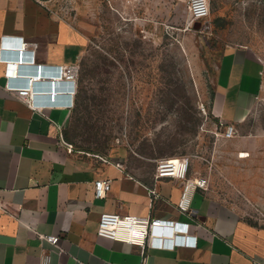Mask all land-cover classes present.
Instances as JSON below:
<instances>
[{"label":"crops","instance_id":"1","mask_svg":"<svg viewBox=\"0 0 264 264\" xmlns=\"http://www.w3.org/2000/svg\"><path fill=\"white\" fill-rule=\"evenodd\" d=\"M115 1L123 11L125 0ZM90 2L0 0V264H264V223L242 208L264 207V133L243 132L263 97V67L247 49L229 46L210 65L211 111L239 133L223 136L212 150L210 187L197 190L191 215L177 209L181 182L156 178L157 157L125 145L105 153L69 151L61 135L72 143L75 107L37 110L8 89L43 66L54 75L36 83L37 101L56 92L58 101L70 102V85L53 80L56 66L79 67L91 47ZM8 62L18 66V76L6 75ZM99 179L112 180L104 199L94 195ZM151 188L160 193L154 203ZM103 212L190 222L198 244L144 253L98 235ZM41 233L59 236V246Z\"/></svg>","mask_w":264,"mask_h":264},{"label":"rangeland","instance_id":"2","mask_svg":"<svg viewBox=\"0 0 264 264\" xmlns=\"http://www.w3.org/2000/svg\"><path fill=\"white\" fill-rule=\"evenodd\" d=\"M90 1L96 29L79 63L73 150L125 145L158 160L189 156L211 179V153L226 127L211 111L209 68L234 46L259 58L264 77V0H210L198 27L184 1L125 0L123 11L115 0ZM243 132L264 133V93ZM242 208L264 223V207Z\"/></svg>","mask_w":264,"mask_h":264},{"label":"built area","instance_id":"3","mask_svg":"<svg viewBox=\"0 0 264 264\" xmlns=\"http://www.w3.org/2000/svg\"><path fill=\"white\" fill-rule=\"evenodd\" d=\"M184 1L187 4L190 25L196 22L205 21L211 15L210 0H177ZM18 66L14 68L11 62H8L6 75L18 76ZM63 74V75H62ZM53 76L54 74L45 71L43 66L36 67L30 73L25 83L8 84V89L15 93L19 99L27 103L37 110H42L40 104L47 101L39 102L36 99L37 90L36 83L43 76ZM56 77L54 86L57 81L67 82L70 86L65 93L69 97V103H63L57 100L58 94L54 92L53 99L55 104L65 105L70 108L75 107V98L78 92V76L79 67L69 65L56 66ZM52 80V79H51ZM54 107V106H52ZM203 111L206 112L203 106ZM237 127L234 124H228L224 131L225 137H233L237 134ZM61 141L68 147L69 151H73V144L68 142L63 135ZM104 162L110 160L101 156ZM191 158L189 156L166 157L157 161L156 178L170 177L181 182L182 192L177 202V209L182 214L191 215L193 213L194 195L199 189L207 190L210 187L209 177L195 172L191 174ZM112 189L111 179H99L95 182L94 195L97 199H104L108 196ZM151 203L160 197L157 188L149 189ZM0 206L3 207L0 202ZM98 235L107 237L112 240H119L129 244L139 245L142 251L148 247L159 249H176L180 246L196 247L198 237L191 231V223L183 222L175 219L161 218L155 216L142 217L134 214L122 215L116 212H103L100 216ZM41 238L48 241L54 246H59L60 237L57 235L39 234Z\"/></svg>","mask_w":264,"mask_h":264},{"label":"clouds","instance_id":"4","mask_svg":"<svg viewBox=\"0 0 264 264\" xmlns=\"http://www.w3.org/2000/svg\"><path fill=\"white\" fill-rule=\"evenodd\" d=\"M53 95H54V92H50L49 97H48L49 101H47L46 103L40 104V107L43 108V107H52V106L58 105V104H55V101L53 99Z\"/></svg>","mask_w":264,"mask_h":264},{"label":"water","instance_id":"5","mask_svg":"<svg viewBox=\"0 0 264 264\" xmlns=\"http://www.w3.org/2000/svg\"><path fill=\"white\" fill-rule=\"evenodd\" d=\"M199 24H200V22H196V23H195V27H198ZM51 87H52V84H51Z\"/></svg>","mask_w":264,"mask_h":264},{"label":"bare ground","instance_id":"6","mask_svg":"<svg viewBox=\"0 0 264 264\" xmlns=\"http://www.w3.org/2000/svg\"><path fill=\"white\" fill-rule=\"evenodd\" d=\"M28 78H29V77H28ZM41 78H42V77H41ZM52 89H53V91H55L54 88H52Z\"/></svg>","mask_w":264,"mask_h":264}]
</instances>
